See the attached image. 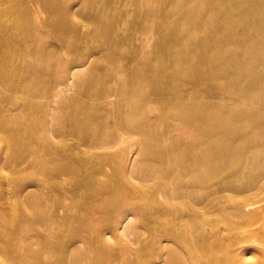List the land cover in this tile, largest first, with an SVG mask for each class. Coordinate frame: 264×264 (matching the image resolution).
I'll return each instance as SVG.
<instances>
[{
    "label": "bare ground",
    "instance_id": "bare-ground-1",
    "mask_svg": "<svg viewBox=\"0 0 264 264\" xmlns=\"http://www.w3.org/2000/svg\"><path fill=\"white\" fill-rule=\"evenodd\" d=\"M0 259L264 264V0H0Z\"/></svg>",
    "mask_w": 264,
    "mask_h": 264
},
{
    "label": "rangeland",
    "instance_id": "rangeland-1",
    "mask_svg": "<svg viewBox=\"0 0 264 264\" xmlns=\"http://www.w3.org/2000/svg\"><path fill=\"white\" fill-rule=\"evenodd\" d=\"M120 3L118 2V5H119ZM131 263H133V262H128L127 264H131ZM0 264H1V259H0ZM134 264V263H133Z\"/></svg>",
    "mask_w": 264,
    "mask_h": 264
}]
</instances>
